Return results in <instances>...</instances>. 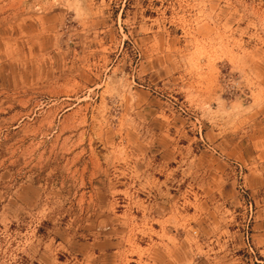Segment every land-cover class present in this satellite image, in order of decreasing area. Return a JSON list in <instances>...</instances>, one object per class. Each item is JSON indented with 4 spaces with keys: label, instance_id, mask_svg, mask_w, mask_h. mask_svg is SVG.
I'll return each instance as SVG.
<instances>
[{
    "label": "rangeland",
    "instance_id": "rangeland-1",
    "mask_svg": "<svg viewBox=\"0 0 264 264\" xmlns=\"http://www.w3.org/2000/svg\"><path fill=\"white\" fill-rule=\"evenodd\" d=\"M0 264H264V0H0Z\"/></svg>",
    "mask_w": 264,
    "mask_h": 264
}]
</instances>
